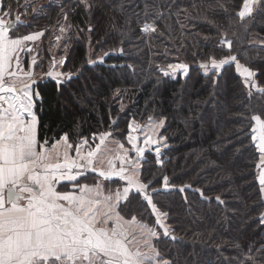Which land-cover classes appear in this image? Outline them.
Returning <instances> with one entry per match:
<instances>
[{
    "label": "trees",
    "instance_id": "obj_1",
    "mask_svg": "<svg viewBox=\"0 0 264 264\" xmlns=\"http://www.w3.org/2000/svg\"><path fill=\"white\" fill-rule=\"evenodd\" d=\"M2 2L5 11L9 6L13 9L10 19L25 10L26 0ZM177 2L192 14L187 20L181 16L186 25L183 32L173 16L168 21L172 24L171 38L165 30L163 37L149 39L141 36L135 21L130 35L122 37L123 18L112 10L109 0H97L101 6L90 12L76 0H33L32 6L44 11L28 10L26 19L22 15L26 26L18 27L17 32H45L41 45L34 49L38 64L34 68L35 87L42 97L36 104L39 137L41 141L47 138L51 145L67 133L70 142L77 144L81 137L91 139L93 133L127 131L131 120L142 123L149 116L166 117L160 132L168 144L161 148L159 159L163 163L157 164L155 152H148L141 173L144 182L152 181V187L160 190L153 200L162 211L169 212L166 223L183 239L173 242L162 238L154 243L172 264H239L242 253L252 249L260 256L256 250L264 247V223L260 219L264 197L256 180L259 153L250 131L255 123L250 119L253 114L264 118V95L254 91L248 98L234 64L222 69L214 88L212 80L216 77H205L199 64L209 55L219 59L229 54L226 46H219L221 31L212 21L228 29L229 38L235 41L231 52L257 72V82L264 86V45L248 43L264 40V14L254 23L242 24L235 15L239 0H220L230 11L233 27L229 28L217 0ZM193 3L197 5L194 9ZM61 5L68 13L67 21ZM61 25L67 29L64 33L59 31ZM160 27L164 30L163 23ZM232 31L237 35L232 36ZM57 36L61 37L59 42ZM61 59L65 64L56 70L72 72L73 78L58 91L56 81L43 73ZM89 60L95 63L89 64ZM181 62L189 65L187 76L177 73L175 78L166 77L158 70ZM28 63L26 59L24 66ZM164 175L175 188L162 187ZM95 179L87 174L80 183H94ZM187 184L202 189L209 199L191 189L179 192V187ZM117 186L107 184L108 188ZM217 195L223 204L215 200ZM122 208V214H135L154 226L155 218L142 199L134 198ZM157 230L162 232L158 226ZM194 233L203 235L197 240Z\"/></svg>",
    "mask_w": 264,
    "mask_h": 264
},
{
    "label": "snow or ice",
    "instance_id": "obj_2",
    "mask_svg": "<svg viewBox=\"0 0 264 264\" xmlns=\"http://www.w3.org/2000/svg\"><path fill=\"white\" fill-rule=\"evenodd\" d=\"M32 2L26 0L25 10L10 19L13 9L9 6L5 11L0 0V264H172L171 260L161 256L154 241L168 238L175 242L183 238L166 223L169 212L162 211L153 200V195L160 190L152 187V181L144 182L141 173L146 151L154 150L157 164L163 163L159 159L161 148L168 147V144L167 137L159 135V130L164 127L166 117L156 119L149 116L147 125H140L135 120L130 122L126 137L130 149L119 142L117 149L110 148L111 132L93 133L91 139L81 137L77 144L71 143L65 133L49 148L48 139L41 141L39 137L40 120L35 109L42 97L38 88L34 87L37 85L34 68L38 64L33 45L45 33L34 31L21 35L17 32L18 27L26 26L22 15L26 19L28 10L32 13L44 11L43 7L39 10L33 7ZM76 2L83 5L87 12L101 6L97 0ZM217 3L229 28H232L229 9L220 0ZM109 5L123 18L122 37L130 35L135 21L142 37H163L167 30L171 38L172 24L168 22L171 17H176V23L183 32L186 25L181 16L187 20L192 15L190 9L179 6L177 0H109ZM196 7L193 3L192 8ZM61 11L67 21L68 13L63 5ZM261 14H264V0H239L238 10L235 11L242 24L256 22ZM115 19L113 17V27H116ZM161 23L164 30L160 27ZM210 23L221 31L218 44L226 46L229 54L219 59L209 55L202 61L199 67L204 76L216 77L212 80L215 88L222 69L234 64L248 90V98L253 97L254 91L264 95V86H260L256 79L257 72L241 63L238 56L231 52L235 41L229 38L228 29L215 22ZM87 30L91 32L92 27ZM59 31L64 33L67 29L61 25ZM244 31L247 33L248 27ZM231 35L236 36L237 33L232 31ZM60 39V36L56 37L57 42ZM248 43L264 45V40ZM23 54H33L27 71L22 64ZM100 62H103V57ZM88 63L95 61L89 60ZM64 64V59L53 61L49 70L43 73V76L56 81L58 91L73 78L72 72L56 70ZM158 70L166 77L175 78L177 73L187 76L189 65L170 63ZM250 119L255 122L250 128L251 141L259 153L256 180L264 197V118L253 114ZM97 163L106 167H97ZM88 171L98 175L97 182L81 184L80 178ZM104 182L125 183L122 188L112 191L106 190ZM69 187L70 190H61ZM162 187L170 189L175 185H170L169 177L164 175ZM186 189L209 199L202 189H192L190 184L178 190L184 193ZM134 198L142 199L146 208L150 209L155 218L154 226L142 218L138 219L135 214H122V206ZM215 200L224 203L219 195ZM184 202L188 203L187 196ZM260 219L264 223V215ZM157 226L162 232L157 230ZM202 235L194 233L197 240ZM234 247L239 250L240 246L236 244ZM256 251L261 255H254L252 249L242 253L238 257L239 264H264V247Z\"/></svg>",
    "mask_w": 264,
    "mask_h": 264
},
{
    "label": "rangeland",
    "instance_id": "obj_3",
    "mask_svg": "<svg viewBox=\"0 0 264 264\" xmlns=\"http://www.w3.org/2000/svg\"><path fill=\"white\" fill-rule=\"evenodd\" d=\"M45 33V32H44ZM42 38L43 36L40 38V40H38L37 42H35V44L33 45L34 49L38 48L41 43H42ZM35 52V50H34ZM34 54V53H33ZM33 54H23L22 55V63L25 64L26 63V59L29 60V65H31V55ZM36 55V54H35ZM28 67V65L26 66V68ZM29 70V69H28ZM27 71V70H26ZM177 75V74H176ZM133 120H131L130 122H132ZM129 122V123H130ZM136 123L140 124V125H147L148 121L146 122H137ZM160 132H161V129L159 130V135H160ZM111 137L109 138V141H108V146L112 149H117L118 148V143H123L125 148L126 149H130L131 146L127 143V140H126V137H127V134H128V128H127V131H123V130H116L114 133H111ZM142 139V138H141ZM56 142V141H55ZM98 142V141H97ZM141 146H143V144H141ZM153 149H154V146H153ZM148 152H155L154 150H151V151H146L145 155L148 153ZM74 154V153H73ZM115 154V153H113ZM131 155L134 156V153H131ZM103 159V158H102ZM117 165H118V162H117ZM97 167H106V165H101L99 163H97ZM89 174V176H94V178H96L94 181V183L97 182V179H98V175L96 173H92L91 171H88L86 173V175ZM87 183H90V184H94V183H91V182H87ZM106 185L108 184V182H104ZM110 183V182H109ZM124 183L125 182H119V186H117L118 188H122L124 186ZM117 187L114 188V190L112 189V191H115L117 189ZM70 189V188H69ZM146 250V249H145Z\"/></svg>",
    "mask_w": 264,
    "mask_h": 264
},
{
    "label": "crops",
    "instance_id": "obj_4",
    "mask_svg": "<svg viewBox=\"0 0 264 264\" xmlns=\"http://www.w3.org/2000/svg\"><path fill=\"white\" fill-rule=\"evenodd\" d=\"M36 42H37V41H36ZM22 64H23V63H22ZM30 66H31V65L28 64V67L26 68V67L24 66V64H23V67L25 68V70H28V69L30 68ZM34 87H35V86H34ZM35 110H36V109H35ZM37 115H38V114H37ZM57 141H58V140H57ZM54 143H55V142H54ZM48 147L51 148V147H52V144H51V145H48ZM61 151H62V149H61ZM80 179H81V178H80ZM83 184H88V183H83ZM89 185H92V184H89ZM69 188H70V187H69ZM105 188H106V190H107V189H111V190L113 189V190H114V188H108L106 184H105ZM117 188H118V187H117ZM69 190H70V189H69ZM65 191H66V190H65Z\"/></svg>",
    "mask_w": 264,
    "mask_h": 264
},
{
    "label": "water",
    "instance_id": "obj_5",
    "mask_svg": "<svg viewBox=\"0 0 264 264\" xmlns=\"http://www.w3.org/2000/svg\"><path fill=\"white\" fill-rule=\"evenodd\" d=\"M114 123L111 125L110 130H112Z\"/></svg>",
    "mask_w": 264,
    "mask_h": 264
}]
</instances>
